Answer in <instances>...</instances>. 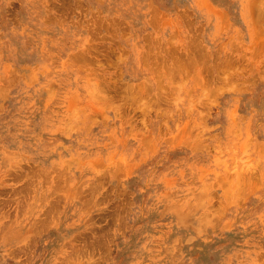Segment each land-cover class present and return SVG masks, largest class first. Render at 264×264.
Returning a JSON list of instances; mask_svg holds the SVG:
<instances>
[{
    "label": "rangeland",
    "instance_id": "rangeland-1",
    "mask_svg": "<svg viewBox=\"0 0 264 264\" xmlns=\"http://www.w3.org/2000/svg\"><path fill=\"white\" fill-rule=\"evenodd\" d=\"M0 264H264V0H0Z\"/></svg>",
    "mask_w": 264,
    "mask_h": 264
}]
</instances>
